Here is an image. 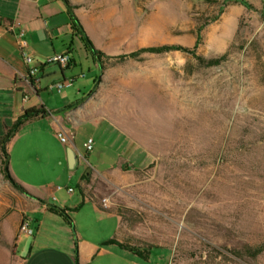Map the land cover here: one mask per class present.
Wrapping results in <instances>:
<instances>
[{"label": "rangeland", "instance_id": "obj_1", "mask_svg": "<svg viewBox=\"0 0 264 264\" xmlns=\"http://www.w3.org/2000/svg\"><path fill=\"white\" fill-rule=\"evenodd\" d=\"M80 1V6L89 2ZM142 8L140 19L112 13L107 28L127 35L105 43L132 49L138 38L129 26L155 22L151 41L184 42L188 50L175 54L143 46L121 61L130 75L146 78L161 67L160 88L184 85L193 95L176 98L148 83L142 93L141 85L131 84L130 99L116 104L124 112L120 118L134 125L132 133L154 154L153 165L105 172L104 164L118 154L112 147L116 132L101 126L92 137L98 148L89 155L93 168L75 170L70 186L56 185L73 187L70 194L83 192L117 211L119 242L146 256L153 252L167 264H264V0H147ZM217 38L225 42L219 45ZM76 49L78 62L88 68L92 57L85 44L80 41ZM199 94L204 103L185 110L183 105ZM34 121L22 126L11 154L24 170L25 159L35 156L26 157V140L31 141L34 125L45 123ZM50 146L47 155H68L65 143L53 135ZM4 158L0 145V207L6 200L16 202L20 192L6 176ZM43 175L53 181L54 175ZM173 197L189 202L175 213L169 209Z\"/></svg>", "mask_w": 264, "mask_h": 264}, {"label": "crops", "instance_id": "obj_2", "mask_svg": "<svg viewBox=\"0 0 264 264\" xmlns=\"http://www.w3.org/2000/svg\"><path fill=\"white\" fill-rule=\"evenodd\" d=\"M90 1L82 2L80 6V0H70V5L66 0H0V129H3L0 136L27 109L44 105L51 111L46 117L25 121L7 143L10 173L31 196L15 188V193L19 192L18 200H6L0 207V264L168 263L160 261L153 252L143 256L119 242L117 233L121 217L117 211L106 209L100 201L83 192L70 194L72 192L56 185L60 182L70 186L75 170L85 166L93 168L89 155L97 154L98 148L88 150L87 142L101 126L106 131L116 132L112 134L115 141L111 146L118 154L116 159L104 164L105 172L146 169L153 165L154 154L132 133L134 125L130 126L129 120L120 118L124 112L116 103L124 104L123 100L130 99L131 84L141 85L139 89L143 93V84L148 83L160 93L157 84L162 82L161 67H153L147 78L130 75L121 56L143 46L176 44L190 47L179 41L154 43L150 36L155 22H144L142 27L138 26L139 23L129 26L128 32L138 38L134 48L114 49L115 46H109L104 39L115 43L127 32L124 29L110 31L106 19L118 10L124 18L140 19L147 0H101L102 3L96 4ZM73 12L95 47L102 52L100 60L86 46L82 34L76 31ZM220 21L217 19L212 24ZM20 35L29 40L27 45L21 44ZM80 41L92 57L87 70L76 58V45ZM217 42L220 45L225 41L217 38ZM67 51L73 57L68 67L45 62L52 55ZM179 51L171 50L175 54ZM28 57L32 61L28 62ZM31 66L39 67L40 80L35 87L24 88L22 82ZM58 82L65 83L61 91L56 86ZM26 91L30 94L27 100L24 98ZM29 121L45 123L34 125L29 136L31 141L26 140L29 151L26 157L34 153L33 159L38 162L27 157L24 170L16 165L11 154H15L20 129ZM70 129L74 133L69 141L63 142L61 135ZM50 135L65 143L66 150L69 151L70 147L75 150L78 158L73 168L65 151H60L57 158V155L46 154L52 152ZM43 174L54 175L51 177L53 181H45ZM24 219L29 220L34 230L28 251L25 247L31 235L21 230ZM98 229L101 230L100 236L96 232Z\"/></svg>", "mask_w": 264, "mask_h": 264}, {"label": "trees", "instance_id": "obj_3", "mask_svg": "<svg viewBox=\"0 0 264 264\" xmlns=\"http://www.w3.org/2000/svg\"><path fill=\"white\" fill-rule=\"evenodd\" d=\"M67 3L70 5V0H66ZM73 21H74V26L77 32H80L83 36V40L85 41L86 46L94 53L95 57L100 60L102 56V52L98 50L89 35L85 32V29L77 17V15L73 12ZM200 36L197 39L196 47L199 46L200 44ZM174 49H182V50H188L187 47L183 45H176V44H162L158 46H150L147 48H144V50H149V51H157V52H162V51H169V50H174ZM51 111H49L44 105L40 106L39 108H30L25 111L24 114H22L16 121L15 123L8 129V131L0 136V145H2V150L4 153V168H5V173L10 180V182L13 184L15 188H17L20 192L25 193L27 195L31 194L21 185L19 182H17L11 175L10 170H9V153L7 151V143L9 140L14 136V134L18 131L20 126L27 120L31 118H36V117H46L50 114ZM137 253L141 255H145L142 251L140 250H134ZM146 256V255H145Z\"/></svg>", "mask_w": 264, "mask_h": 264}, {"label": "built area", "instance_id": "obj_4", "mask_svg": "<svg viewBox=\"0 0 264 264\" xmlns=\"http://www.w3.org/2000/svg\"><path fill=\"white\" fill-rule=\"evenodd\" d=\"M1 21H2V18L0 17V22ZM20 40H21L22 45H27L29 43V40L24 35H20ZM72 60H73V57H72L71 53L67 51V52L56 53V54L52 55L51 57H49L48 59H46L45 62L58 64L61 67H68L72 63ZM27 61L28 62L32 61V58L28 57ZM39 73H40V69L38 66H31L29 68L28 74L25 76V79L22 82L25 84L23 87L24 88H26L27 86L28 87H35L36 83H38L40 80L39 79ZM56 86L58 87L59 91H61L62 88L65 86V83L64 82H58L56 84ZM29 95H30L29 92L26 91L25 95H24L25 100H27L29 98ZM73 133H74L73 129L66 131L63 135H61V140L63 142L69 141V137ZM87 147H88V150H92L94 148V139L93 138L89 139V141L87 142ZM60 188H62V187L60 186ZM73 190H74L73 187H68L69 192H72ZM21 230L30 234V235H33V232H34V230L30 226V222L28 219H24L22 221Z\"/></svg>", "mask_w": 264, "mask_h": 264}, {"label": "bare ground", "instance_id": "obj_5", "mask_svg": "<svg viewBox=\"0 0 264 264\" xmlns=\"http://www.w3.org/2000/svg\"><path fill=\"white\" fill-rule=\"evenodd\" d=\"M159 91L162 92V93H165L167 95H171L172 94V96L173 97H176V98L182 97L184 99L185 98H188L189 96H192L193 95V92L191 91V89L190 90L187 89V87L184 86V85L182 86V88H176V89H171V88H169L167 86L165 88H160ZM204 101L205 100L203 98V95H200L199 94V95H197L196 99H193L192 100V103L191 104H184L183 107H184L185 110L192 111L195 104L196 105L197 104L202 105L204 103ZM183 107H182V110H183ZM176 108H178V106H176ZM172 200H173V205L169 209L171 211L175 212V213H177L181 209V207L186 206L188 204V202H189L188 197L182 198L181 200H178L177 197H173Z\"/></svg>", "mask_w": 264, "mask_h": 264}, {"label": "water", "instance_id": "obj_6", "mask_svg": "<svg viewBox=\"0 0 264 264\" xmlns=\"http://www.w3.org/2000/svg\"><path fill=\"white\" fill-rule=\"evenodd\" d=\"M68 158H69V164H70V167H74L75 166V163L77 161V154L75 152V150L73 148H69V151H68ZM32 239H33V236L31 235L27 241V244H26V247H25V251H28L29 250V247L31 245V242H32Z\"/></svg>", "mask_w": 264, "mask_h": 264}]
</instances>
